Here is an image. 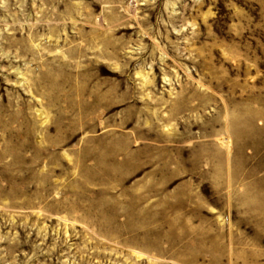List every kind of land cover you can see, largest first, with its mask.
Returning <instances> with one entry per match:
<instances>
[{
  "label": "rangeland",
  "instance_id": "1",
  "mask_svg": "<svg viewBox=\"0 0 264 264\" xmlns=\"http://www.w3.org/2000/svg\"><path fill=\"white\" fill-rule=\"evenodd\" d=\"M0 264H264V0H0Z\"/></svg>",
  "mask_w": 264,
  "mask_h": 264
}]
</instances>
